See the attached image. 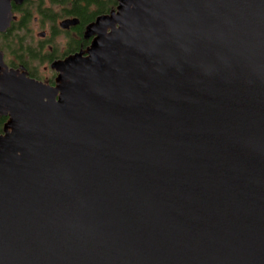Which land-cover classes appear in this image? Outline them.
<instances>
[{
	"label": "water",
	"instance_id": "water-1",
	"mask_svg": "<svg viewBox=\"0 0 264 264\" xmlns=\"http://www.w3.org/2000/svg\"><path fill=\"white\" fill-rule=\"evenodd\" d=\"M84 38L54 85L0 54V264H264V0H117Z\"/></svg>",
	"mask_w": 264,
	"mask_h": 264
},
{
	"label": "flooded vegetation",
	"instance_id": "flooded-vegetation-1",
	"mask_svg": "<svg viewBox=\"0 0 264 264\" xmlns=\"http://www.w3.org/2000/svg\"><path fill=\"white\" fill-rule=\"evenodd\" d=\"M10 4V26L0 33V54L4 66L8 70L25 73L29 79L54 85L57 73L51 65L88 48L92 38H84V31L91 22L78 32L76 27L80 22L72 16L61 17L60 8L52 6L51 0H24L20 4L10 1ZM73 19L78 21L76 25L60 26L61 22ZM20 24L26 25L13 30ZM2 70L0 67V75ZM8 118V115H0V134Z\"/></svg>",
	"mask_w": 264,
	"mask_h": 264
},
{
	"label": "trees",
	"instance_id": "trees-1",
	"mask_svg": "<svg viewBox=\"0 0 264 264\" xmlns=\"http://www.w3.org/2000/svg\"><path fill=\"white\" fill-rule=\"evenodd\" d=\"M52 6L60 8L61 17H75L80 24L76 27L79 32L83 26L92 22L96 17L109 13L116 7L117 0H51ZM17 25L13 30L21 29Z\"/></svg>",
	"mask_w": 264,
	"mask_h": 264
}]
</instances>
